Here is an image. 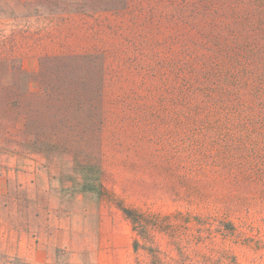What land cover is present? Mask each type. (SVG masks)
I'll use <instances>...</instances> for the list:
<instances>
[{
	"label": "rangeland",
	"instance_id": "rangeland-1",
	"mask_svg": "<svg viewBox=\"0 0 264 264\" xmlns=\"http://www.w3.org/2000/svg\"><path fill=\"white\" fill-rule=\"evenodd\" d=\"M0 264H264V0H0Z\"/></svg>",
	"mask_w": 264,
	"mask_h": 264
},
{
	"label": "trees",
	"instance_id": "trees-1",
	"mask_svg": "<svg viewBox=\"0 0 264 264\" xmlns=\"http://www.w3.org/2000/svg\"><path fill=\"white\" fill-rule=\"evenodd\" d=\"M121 210L125 214V216L130 219L131 223L134 226H136V227L139 226L141 219H140V215L138 213V210L136 208L124 206V207H121ZM137 245H138L137 241L135 240L134 248L137 249Z\"/></svg>",
	"mask_w": 264,
	"mask_h": 264
}]
</instances>
